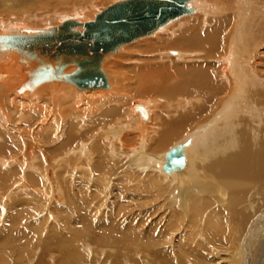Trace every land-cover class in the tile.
<instances>
[{"label": "bare ground", "instance_id": "bare-ground-1", "mask_svg": "<svg viewBox=\"0 0 264 264\" xmlns=\"http://www.w3.org/2000/svg\"><path fill=\"white\" fill-rule=\"evenodd\" d=\"M6 1L0 0V3ZM22 1L20 5H26L29 10H36L51 0ZM68 1L73 3L76 0ZM93 3L94 1L90 0L85 4L93 7ZM191 3L194 4L196 13L193 7H190ZM254 3V0H189L187 8L191 12L162 24L152 33L154 35L152 38L142 40L152 34L137 38L135 40L141 41L129 47H123L127 45L123 44L115 52L105 55L101 70L103 71L104 63L106 69L109 68L108 72L103 71L108 86L93 90H80L64 77L75 73L74 64L67 63L59 69L55 67V62L51 58L58 55V60H61V52L56 54L50 50L61 47L60 40L53 38V41L48 43L52 44L48 51L41 50L45 45L43 41L36 43L23 41L24 38L51 34L54 28L65 21L78 22L75 16L70 18L71 13L80 11L81 15H85L83 12L85 8L78 6L69 12L55 14L51 18L47 16L41 21V26L30 25L32 18L28 15L25 18L21 16L20 20L15 18L8 20L5 19V15H0V188L4 190L3 195L14 193L15 190L14 188L11 190V187L21 184V180L24 179L27 182L28 179H32L30 186L37 188L36 185L40 183L34 177L36 174L32 172L38 173L42 180L47 179L48 182L57 176L54 170L56 167L54 168V165L48 169L40 167L43 157L35 154L39 151V143L42 146L47 143L41 141L40 131L43 127L35 132L32 130L33 127L24 128L20 134L15 135L14 132L20 126L18 128L8 126L11 121L21 125L27 116L28 118L33 116L32 126L39 127L38 122L48 118L50 120L48 117L50 114V124L55 122L56 129L60 130L56 132V138L52 137L53 131L50 133L48 143L57 140L59 145L52 147L53 150L47 155L54 158L63 153L61 154L63 158L60 159L65 162L74 154L77 158L86 159L90 162L91 174H94L98 181V178H102L98 177L100 174L108 178L112 176L107 164L108 158H127L126 149L129 150V141L133 142L136 139L139 143L136 149L144 151L146 157L134 158L132 168L138 172L158 171L156 178L161 179L162 184L166 183L165 186L174 192L172 194L178 199V204L174 202L175 207L184 210V213H187L189 206L191 207L187 222L189 234L182 237L186 236L185 240L191 243V247L194 246L191 250L195 255H205L209 249L210 255H222L224 251L230 256L237 257L238 264H264V52L259 47L264 43V26L260 28L259 33L256 27V38H253L254 31L250 28L248 20L254 11L252 7ZM193 13L194 16L186 18L181 24H168ZM260 13L264 17V3H261ZM208 16L218 18L210 19ZM203 23L207 25L206 28H203ZM162 27L164 28L160 30ZM178 29L179 32L176 33ZM81 30V27L70 29ZM120 48L124 51L115 54ZM132 48L134 50L130 54L128 49ZM134 54L140 57L139 61L123 58L124 55L135 56ZM107 57L111 58L108 60L112 62L106 61ZM119 61L122 63L123 72L118 71L116 66ZM130 62L134 64H129ZM37 96L53 102L50 106L46 104L44 107L40 106L37 100L36 103H31ZM131 97H137L138 100L147 98L149 101L138 103L127 110ZM156 97L163 99L165 112L162 113L164 116H156L155 113L151 119L154 105L152 101L153 99L157 101ZM57 98L60 100L54 103ZM23 101L31 104L26 107ZM81 104L87 106V110H83L86 115L79 117L80 123L74 125L78 115L71 113L70 107L77 109ZM15 106L19 110L15 109ZM50 107L52 108L49 109ZM130 111L133 115L138 114L137 118L131 116ZM60 118L69 120L67 136L63 142H60L63 136ZM156 118L158 124L153 130L152 122ZM92 120L95 122L93 127L95 129L88 128L82 132L87 126L85 123ZM27 122L22 127H25ZM128 126H132L134 135L125 133ZM91 140L93 142L86 148L85 142ZM169 146L172 148L163 154L162 151ZM113 148H117L122 154L115 153ZM183 148L187 149L185 153ZM176 153L184 156L185 166L180 170L165 171L167 157ZM48 158L49 162L51 157ZM52 158L51 161H54L55 158ZM51 161L49 165L52 164ZM14 164L18 167L3 170ZM24 167L27 168L26 172L21 171ZM75 171L73 173H76ZM80 172L77 171L76 175H80ZM84 172L86 176L90 175L87 170ZM58 173L59 177H62L61 173ZM150 176H145L143 181L148 188H155L154 178ZM133 179L137 184L141 183L139 178ZM75 184L76 193L81 195L80 202L89 205L90 201L85 200L86 182L79 181ZM92 186L95 190L104 189L98 183ZM70 187L69 181L61 183V189L65 191ZM20 188L17 191H27L26 183ZM40 188L32 189L33 193H48L46 189L41 186ZM165 188L161 191L164 190L162 193L166 195ZM187 188H190V191L186 192ZM136 189L138 190V186ZM93 195L90 196L91 200L94 198ZM145 198L147 197L145 196L144 200ZM166 200L165 198L164 202ZM169 207L166 208L167 215L162 213L165 217L161 213V216L157 214L159 218L152 221L148 233L142 232V239L147 240L149 237L150 241L158 240L159 244L167 242L164 233L169 230L166 228H173L176 225L172 222L180 219L176 217L178 214L175 215L174 205L172 210L171 206ZM159 231H162L160 235ZM132 232L128 234L132 235ZM178 235L180 233L175 236L177 245L186 248L188 244H181L182 240H177ZM224 238H227L231 248L223 250V247H218ZM200 239L212 249L205 245L204 248Z\"/></svg>", "mask_w": 264, "mask_h": 264}, {"label": "rangeland", "instance_id": "rangeland-1", "mask_svg": "<svg viewBox=\"0 0 264 264\" xmlns=\"http://www.w3.org/2000/svg\"><path fill=\"white\" fill-rule=\"evenodd\" d=\"M29 1H34V0H29ZM89 1L90 0H76L73 3H69L68 0H51L48 4H46L42 8H38L36 10H29L26 8L27 7L26 5H20L23 2L22 0H7L6 3H0V15H5V19H8V20H11L12 18L20 20L21 16L25 18L28 15L30 16V18H32L30 20V25L33 24L35 26H41L42 25L41 21L44 20L45 17L48 16V18H51L55 14L66 13V12H69L74 7L79 6V7L85 8V10H83L85 15H81L80 11H76L74 13H71L72 16H70V18L75 16L74 18L78 22H86L87 20H93L95 15L100 13L102 10H104L108 6L119 2L120 0H92L94 1L93 7H89L85 4L86 2H89ZM121 1H125V0H121ZM254 2L255 3L252 6L254 11L249 15L248 23H249L250 28L253 29L254 31L253 38H256V32H255L256 27H258L257 33H259L260 28L264 26V17L260 13L261 3H264V0H254ZM30 4H34V3H30ZM193 5L194 4L191 3L190 7L192 8ZM193 9L195 10L194 13H196L197 10L195 6L193 7ZM194 13L191 15H184L174 21L168 22V24L169 23L170 24L171 23L181 24L183 23L184 20H186V18L194 16ZM229 15H231V12L229 13ZM76 17L77 18L79 17L78 19H80L81 17V19L78 20L76 19ZM207 18L213 19V18H218V17L208 16ZM1 20L5 21L3 19ZM208 21L210 20L208 19ZM202 26L203 28L207 27V25H205L204 23ZM163 28L164 27L160 28V30ZM177 32H179V29L176 31V33ZM153 36L154 35L152 34L148 37L142 38V40H147L149 38H152ZM171 38H175V37H171ZM137 41H141V39L135 40L134 42L130 44L124 45L123 47L132 46ZM259 47H260V50L264 52V49H263L264 43L263 45H260ZM122 48H120L115 54L117 53L120 54V52L124 51L122 50ZM128 50H129L128 52L131 54L134 49L132 48ZM115 54H112V55H115ZM141 54L145 58L147 57V55H144L143 53ZM134 55L135 56L124 55L123 58L124 59L133 58L139 61L140 57H137L136 54ZM109 57H107L105 60L108 62H112L108 60V59H111ZM131 63L132 62H130L129 64ZM162 64H165V63H161V65ZM116 66L118 67V71L123 72L122 71L123 68L121 67L122 63L120 61L117 62ZM108 70L106 69L105 63H104L103 71L106 73L108 72ZM24 97H20V98H24ZM98 98H99V95H98ZM146 99L147 98H144L143 100V98H140L138 100L137 97H131L127 110L128 108L132 109L138 103L148 102L149 99L147 100ZM59 100L60 98L59 99L57 98V101L55 100L54 103L58 102ZM35 101L39 103L40 106L42 105L43 107L46 104L50 106V103L52 104L53 102L50 99H47V98L44 99V97L40 98L39 96L34 97V101H32L31 103L33 102L36 103ZM23 102H24V106L26 107H28V105L31 104V103L26 104L28 100H26V102L25 101ZM152 105L156 107L154 108L152 106L153 112L151 113V116H150L151 119L154 117L153 115H155V113H156V116H162L163 111L165 112L164 110L165 106H164L163 99L161 100V97H159L157 101L153 99ZM65 107L68 108V106H65ZM51 108L52 107H50L49 109ZM15 109H17L16 106H15ZM17 110H19V108ZM83 110H87V106L81 104L80 106L77 107V109H73V106L70 107V112L73 114L76 113L78 115L77 121L75 123L72 121L74 125L80 121L79 117L86 115L84 114ZM130 113H131V116H133L134 118H137L138 114L133 115L131 111ZM6 115L8 116V113ZM48 117H50V120H51L50 114ZM160 118H163V117H160ZM27 119H29V121ZM32 120H34L33 116H29V118L27 116V118L23 120L24 121L23 124L20 122L21 125L18 123L17 125L13 121L9 122V120L7 122H9L8 126H11V127L15 126L16 128H18V126H20L18 130L14 132L16 133L15 135H17V133L20 134L24 130V128L31 129L33 127L32 130L34 132L36 130L40 131L41 129L40 127L42 126L43 129H41L42 131H40L41 141H45L48 143V140L50 138V133L52 131H53L52 137L55 136L54 138H56L55 134L60 129L59 130L56 129L55 122L50 124L51 121L48 118V119H45L43 122L39 121L38 122L39 127H38V126H32L31 124ZM93 121L94 120L90 121L89 123H85L87 124V126L85 125L86 127L82 132H84L88 128L95 129L93 128L95 127V124H94L95 122L93 123ZM25 122H27L26 123L27 125L25 127H22ZM157 124H158V118H156L155 121L152 122L153 130L154 128L157 127ZM36 127L37 129H35ZM53 127L55 128V130ZM60 127L62 128L61 132L63 131L61 134H63L64 136V138L62 136V141L60 139V142H63L65 137L67 136L66 130H68V127H69V120L68 119L61 120ZM128 127L129 128L125 130V133L134 135L135 132L132 130V126H128ZM61 134L58 133V135H61ZM86 142H85V145H86V148H88L87 145H90L93 142V140L86 141ZM47 143L43 146L39 143L40 145L39 151H38L39 154L38 153H35V154L42 155L43 157L42 166L40 167L42 168L44 167L48 169L49 166L54 165V168L55 167L57 169L59 168V170H57L56 168L54 169L57 173V176L53 178L54 180L50 179L49 182L47 179L42 180L40 176L38 175V173L32 172L36 174L34 175V177H36L35 179L37 180V182L40 183L36 185L37 188H33L32 186H30V181L32 179H28V182L25 179L24 180L17 179L18 181L21 180L20 182L21 184H19L20 186L17 185L16 187H11V190L14 188L15 190L14 193L10 192L6 196L3 195L4 190L3 189L1 190L0 188V264H165V263L167 264H238L237 257L230 256L224 253V251L222 250H221L223 252L222 255L221 254L220 255L218 254L210 255L208 254L209 249L207 250L205 255H200V254L195 255V253L192 252L191 248H193L194 246L191 247L190 246L191 243L185 240L187 239L186 236L182 237L185 234H189L187 230V226H188L187 222H188V215L191 214V212H189L191 207L189 206V210L187 211V213H184V210L175 207L176 204H178V199L177 197L175 199L174 194H172L174 192H172L170 189H168L165 186L166 183L162 184L161 179L156 178L158 175V171H156V173H154V171L138 172L137 170L132 168L134 164L133 162L134 158L138 156L146 157V155H144L145 154L144 151L142 152L136 149L137 145H139V143L136 142V139L133 140V142L129 141V144H130L128 145L129 148L127 147L129 150L126 149L127 151L126 156L128 155L127 158H123V157L108 158L107 164H108L109 169L111 170L110 175H112L113 177L109 176L108 178V176L99 173L100 175H98V177L102 176V178H98V181H97V177H95L94 174H91L92 173L91 165L89 164L90 162H87L86 159L81 158V157L77 158L74 154L72 155V158H71V155L69 156L70 160L66 161L67 162L66 164L65 161H61L60 159V158H63V156L61 155L63 153L61 154L57 153L58 155L54 157L55 159L57 158L55 160L54 158H52V155L49 156L47 154L48 152L50 153V150H53L52 147L54 146L56 147L59 145V141L54 140V142H50L48 144ZM112 143H114V141H112ZM10 144H12V141L10 142ZM175 145H177V143ZM181 145L183 146V144H180V146ZM170 147L172 148V146H169L168 147L169 149L167 148L164 151H162L163 154L167 153L168 150L171 149ZM68 148L69 147H66V149ZM113 149L115 153L119 152L120 154H122L121 151H119L117 148H113ZM186 151L187 149L183 148V153H185ZM138 153H142V154L140 155ZM20 154L21 153H18V155ZM47 156L54 159V161H51V158H50L49 162L51 161L52 163L51 165H49V162H48L49 158ZM73 158L75 160H73ZM79 159H81L80 162H79ZM83 159L86 161L84 162ZM60 162L62 163V165H60ZM36 165L37 164H35V166ZM75 166L76 167L78 166V167L76 168ZM15 167L17 168L18 166L14 164V165H11L10 167L3 168V170H8L9 168L11 169ZM61 169L64 172L61 171ZM82 170L84 171L87 170V172H89L90 175L86 176L85 172ZM123 170H124V173H123ZM21 171L26 172L27 168L24 167V169H21ZM73 171H75L76 173H73ZM77 171H81L79 173L80 175H76ZM58 172L61 173L62 177H59L60 175ZM67 173H69L70 175ZM148 175L154 178L153 183L155 184V188L154 187L148 188L146 186V183L143 181V178H145V176H148ZM166 175H168V173H166ZM134 177L139 178V180H141V183L138 181L139 184H137V181L133 179ZM99 179H104V180H99ZM67 180L71 183V187L68 191H65L61 189V183H66L68 182ZM79 181L80 183L86 182L87 184V188L85 189L86 199L85 198L84 199L86 201H90L89 205L88 204L83 205L79 200L81 198V195L76 193L75 187H77V184L75 183H78ZM25 183L27 186V191H24V192L17 191V190H20L21 185ZM94 183H98L101 186V188L104 187L105 190L103 188H102L103 191H101L102 189L95 190L94 187L92 186ZM159 183L161 185H159ZM40 186L46 189L48 193L43 192L42 193L43 195L41 193H36V192L33 193L34 189H41ZM79 186L80 188L82 187L81 185ZM136 186H138V190L136 189ZM164 188L166 190V195L165 193H162L164 190L161 191ZM187 191H190V188H187L186 192ZM92 192H94L93 193L94 195L91 194ZM92 195L94 197L93 200H91L92 198L90 197ZM145 196L147 197L145 198L146 200H144ZM165 198L167 199L166 200L167 204L166 202H164ZM174 202L175 203L177 202V203L174 204ZM169 206H171V210L173 207L175 215L177 214L179 215L176 217L177 218L180 217V219H176L172 222L174 225H176L173 228L171 227L166 228L167 230L170 231V232L165 231L164 233V235H166L167 237V242L165 243L163 242L159 244L158 240L157 242L156 240L152 241V239L150 241L149 237L147 238L148 241L145 240L146 238L142 239L141 238L142 232L145 231V233H148L149 226L151 225L152 221H155L157 218H159L160 213L161 215L163 214L167 215L168 210H166V208ZM157 214L159 215L157 216ZM16 218L18 220H16ZM128 228L130 229L127 230ZM174 229L175 230L177 229V230L175 231ZM130 230L131 232L133 231L132 235L128 234V232L131 233ZM160 232L162 231H159L158 235L161 234ZM177 233H180V235H178L177 240L178 241L182 240L180 241V243L181 244L186 243V245L188 244L189 247L187 245L186 248H183L182 246L177 245L176 240H175L176 239L175 236ZM153 235L155 236V233ZM168 238H172V239H168ZM66 240L67 241L69 240V241L67 242ZM168 241H170V243ZM200 241L204 248L205 246L208 248H211L209 247L207 243L203 244L204 241L202 243L201 239ZM218 247H223L224 248V249L222 248L223 250H225L227 247L231 248V246L229 245V242L227 241V238H224V240L220 243ZM184 249L187 251H185Z\"/></svg>", "mask_w": 264, "mask_h": 264}, {"label": "water", "instance_id": "water-1", "mask_svg": "<svg viewBox=\"0 0 264 264\" xmlns=\"http://www.w3.org/2000/svg\"><path fill=\"white\" fill-rule=\"evenodd\" d=\"M189 0H125L117 2L98 13L91 21L78 23L65 21L53 33L24 38L25 42L45 43L41 50L48 51L53 38L61 47L50 52H61V60L52 56L57 69L67 63L76 66L75 73L64 76L80 90L107 88L106 76L101 70L105 55L113 53L123 44L152 34L159 26L183 14L190 13ZM81 27V31H70ZM27 47V46H26ZM185 166L181 154L167 157L165 171L180 170Z\"/></svg>", "mask_w": 264, "mask_h": 264}]
</instances>
